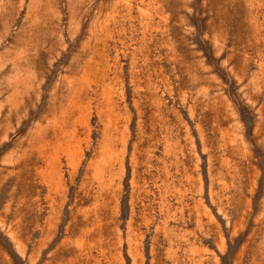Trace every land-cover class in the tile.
Masks as SVG:
<instances>
[{"label":"rangeland","instance_id":"rangeland-1","mask_svg":"<svg viewBox=\"0 0 264 264\" xmlns=\"http://www.w3.org/2000/svg\"><path fill=\"white\" fill-rule=\"evenodd\" d=\"M0 264H264V0H0Z\"/></svg>","mask_w":264,"mask_h":264}]
</instances>
